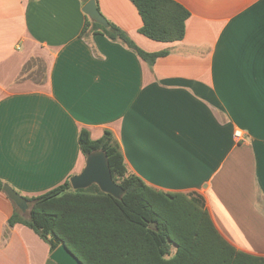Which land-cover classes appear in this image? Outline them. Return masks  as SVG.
<instances>
[{
  "label": "crops",
  "instance_id": "1",
  "mask_svg": "<svg viewBox=\"0 0 264 264\" xmlns=\"http://www.w3.org/2000/svg\"><path fill=\"white\" fill-rule=\"evenodd\" d=\"M87 1L0 0V179L41 195L83 170L82 128L109 129L132 172L203 195L218 231L264 256V0H177L191 15L172 42L140 32L131 0H96L138 46L168 51L152 66L82 36ZM14 211L0 189V264H58L34 230L8 226Z\"/></svg>",
  "mask_w": 264,
  "mask_h": 264
},
{
  "label": "trees",
  "instance_id": "2",
  "mask_svg": "<svg viewBox=\"0 0 264 264\" xmlns=\"http://www.w3.org/2000/svg\"><path fill=\"white\" fill-rule=\"evenodd\" d=\"M131 1L142 17V34L163 42L185 37L191 12L182 3ZM108 21L107 27L88 16L82 36L103 34L120 41L150 66L168 53L144 50L127 31ZM79 145L85 156L95 150L107 153L113 178L125 189L124 195L117 198L97 184L74 189L67 180L41 195L24 196L26 211L14 203L9 227L27 225L52 252L65 243L84 264H264V256L236 248L218 231L203 195L166 191L132 172L111 130L94 139L82 128ZM4 184L0 179L1 190Z\"/></svg>",
  "mask_w": 264,
  "mask_h": 264
},
{
  "label": "water",
  "instance_id": "3",
  "mask_svg": "<svg viewBox=\"0 0 264 264\" xmlns=\"http://www.w3.org/2000/svg\"><path fill=\"white\" fill-rule=\"evenodd\" d=\"M84 12L94 21L109 26L106 16L98 8L96 0H88L84 7ZM74 189H83L97 184L106 193L121 198L125 189L113 178V173L107 153L104 150H95L86 156V164L80 173L73 175L70 179ZM4 192L23 211L27 210V201L21 193L10 184L3 185ZM152 228H156L155 222L151 223ZM51 258L58 264H84L82 260L65 244L61 243L52 253Z\"/></svg>",
  "mask_w": 264,
  "mask_h": 264
},
{
  "label": "built area",
  "instance_id": "4",
  "mask_svg": "<svg viewBox=\"0 0 264 264\" xmlns=\"http://www.w3.org/2000/svg\"><path fill=\"white\" fill-rule=\"evenodd\" d=\"M239 134V132H237Z\"/></svg>",
  "mask_w": 264,
  "mask_h": 264
}]
</instances>
